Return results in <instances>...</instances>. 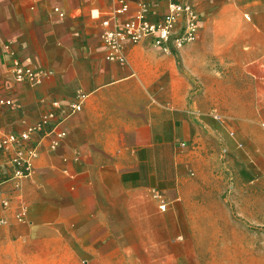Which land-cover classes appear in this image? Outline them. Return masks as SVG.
Masks as SVG:
<instances>
[{"label": "crops", "instance_id": "obj_1", "mask_svg": "<svg viewBox=\"0 0 264 264\" xmlns=\"http://www.w3.org/2000/svg\"><path fill=\"white\" fill-rule=\"evenodd\" d=\"M129 1L120 21L142 1L155 21L168 9V0ZM190 1L200 15L196 41L169 54L146 38L127 45L121 66L101 41L118 0H0V99L13 101L0 105V132L26 129L56 101L68 113L86 96L64 123L66 138L55 148L46 138L19 186L2 184L10 207L0 212V264H118L123 250L169 240L187 148L218 111L239 122L261 168L264 0ZM8 42L24 64L49 73L42 84L13 79ZM249 183L264 188L263 177Z\"/></svg>", "mask_w": 264, "mask_h": 264}, {"label": "rangeland", "instance_id": "obj_2", "mask_svg": "<svg viewBox=\"0 0 264 264\" xmlns=\"http://www.w3.org/2000/svg\"><path fill=\"white\" fill-rule=\"evenodd\" d=\"M219 112L204 119L187 148V180L169 216V240L123 250L118 264H264V188H247L264 178V161L259 169L256 146L246 144L239 122Z\"/></svg>", "mask_w": 264, "mask_h": 264}, {"label": "built area", "instance_id": "obj_3", "mask_svg": "<svg viewBox=\"0 0 264 264\" xmlns=\"http://www.w3.org/2000/svg\"><path fill=\"white\" fill-rule=\"evenodd\" d=\"M119 6L102 21L101 41L106 47V58L124 66L128 62L126 47L128 44H137L140 41L151 38L152 43L164 52L179 53L187 44L198 39L200 33V15L190 0H168V9L163 18L155 21L150 16V6L147 2L138 3L134 13L127 19L120 21V17L131 13L129 0H118ZM7 52L13 57L12 77L16 82H28L34 86L40 85L48 76L46 71H36L31 66L24 64L18 58L12 42L4 45ZM86 96L80 94L70 104V112L62 113L61 104L56 101L52 108L45 111L33 124L20 132H0V152L5 160L0 162V197L4 190L2 184L6 180H13L16 186L32 170V164L37 158L40 148L46 138L54 137L51 147L66 138L67 131L64 123L67 118L82 109ZM0 105H13L10 99H0ZM186 146L185 143L182 147ZM9 172V176L7 173ZM10 207V198L0 199V212ZM162 211L167 209V203L160 204ZM27 209L25 207L17 213L19 221L26 220ZM0 220V225L4 224Z\"/></svg>", "mask_w": 264, "mask_h": 264}]
</instances>
